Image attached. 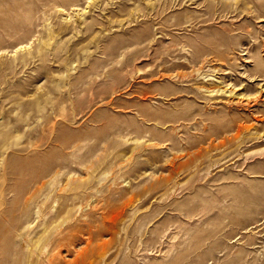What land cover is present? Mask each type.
Segmentation results:
<instances>
[{
  "label": "rangeland",
  "instance_id": "rangeland-1",
  "mask_svg": "<svg viewBox=\"0 0 264 264\" xmlns=\"http://www.w3.org/2000/svg\"><path fill=\"white\" fill-rule=\"evenodd\" d=\"M0 264H264V0H0Z\"/></svg>",
  "mask_w": 264,
  "mask_h": 264
}]
</instances>
